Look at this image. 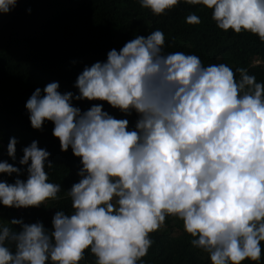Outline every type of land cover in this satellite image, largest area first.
Here are the masks:
<instances>
[{
  "label": "clouds",
  "instance_id": "obj_1",
  "mask_svg": "<svg viewBox=\"0 0 264 264\" xmlns=\"http://www.w3.org/2000/svg\"><path fill=\"white\" fill-rule=\"evenodd\" d=\"M17 0H0L8 13ZM179 0H139L154 15ZM211 11L217 28L248 32L264 42V0H185ZM30 11V9H29ZM185 22L201 23L195 12ZM164 32L134 35L106 59L85 65L72 91L59 83L36 87L25 102L30 125L53 124L61 151L79 158L78 181L67 188L72 211L56 210L51 227L40 220L0 223V264H145L151 233L166 217L182 223L190 244L211 264L259 262L264 242V82L246 67L205 65L194 53L163 51ZM254 59L251 66L259 65ZM239 74L238 78L236 74ZM104 101L134 126L93 103ZM16 137L8 157L16 160ZM17 167L0 160V205L39 207L59 200L49 180V151L32 140ZM26 171L25 178L20 173ZM18 226V227H17Z\"/></svg>",
  "mask_w": 264,
  "mask_h": 264
},
{
  "label": "trees",
  "instance_id": "obj_2",
  "mask_svg": "<svg viewBox=\"0 0 264 264\" xmlns=\"http://www.w3.org/2000/svg\"><path fill=\"white\" fill-rule=\"evenodd\" d=\"M30 9V11H29ZM195 12L201 23L185 22V16ZM165 35L163 51H184L198 55L205 65L226 63L235 69L246 67L264 82V42L248 32L236 34L216 27L211 11L202 5H189L185 0L161 15L143 8L139 0H17L8 13H0V160L17 167L22 149L32 140L49 151L53 165L48 171L50 181L61 184L59 200L46 201L39 207L11 208L0 205V223L12 218L24 222L40 220L51 227L56 210L72 211L67 188L78 181L79 158L69 148L61 151L58 138L52 135L53 124L45 121L41 129L30 125L25 102L36 87L52 81L59 90L77 93L74 81L85 65L106 59L108 50H119L134 35H147L154 29ZM259 58L255 67L251 62ZM237 78L239 74L237 73ZM85 110L93 103H102L103 110L116 118H127L133 127L137 118L112 108L104 101L74 100ZM9 137H16V160L8 157ZM16 174L0 173V180L13 182ZM26 171L20 173V178ZM166 227L151 233L153 244L143 257L145 264H211L207 253L190 244L182 223L166 217ZM18 227V226H17ZM259 262L245 260L241 264H264V242ZM94 256L85 251L80 264H94Z\"/></svg>",
  "mask_w": 264,
  "mask_h": 264
}]
</instances>
